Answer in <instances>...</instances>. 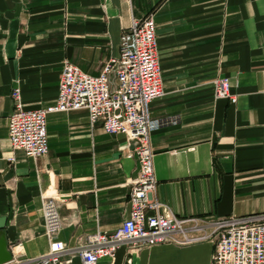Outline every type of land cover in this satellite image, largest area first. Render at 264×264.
<instances>
[{
    "label": "crops",
    "instance_id": "crops-1",
    "mask_svg": "<svg viewBox=\"0 0 264 264\" xmlns=\"http://www.w3.org/2000/svg\"><path fill=\"white\" fill-rule=\"evenodd\" d=\"M154 14L165 93L151 102L157 195L180 215L213 219L264 211V0H0V229L13 260L49 249L43 194L56 191L64 224L58 238L118 227L130 214L138 173L125 133H109L87 109L50 112L49 151L13 148L12 90L24 106L56 101L66 59L98 74L120 53L122 31ZM227 75L236 102L216 97ZM10 156L15 159L11 160ZM215 242L122 245L96 264H211ZM69 264H85L73 254Z\"/></svg>",
    "mask_w": 264,
    "mask_h": 264
},
{
    "label": "built area",
    "instance_id": "built-area-1",
    "mask_svg": "<svg viewBox=\"0 0 264 264\" xmlns=\"http://www.w3.org/2000/svg\"><path fill=\"white\" fill-rule=\"evenodd\" d=\"M156 27L152 12L134 18L121 33L120 53L106 60L98 74L66 59L58 96L48 106L25 107L20 86L13 88L15 108L9 116L13 148L22 149L33 158L46 155L48 114L84 108L88 110L91 126L100 120L105 131L126 134L127 156L135 157L138 163L137 176L129 189V216L114 230L86 234L74 248L58 238L64 224L59 194L55 190L44 193L42 211L49 249L17 259L18 263L69 264L73 262L72 255L78 254L83 263L96 264L102 257L114 258L122 245L139 250L156 244L184 245L211 239L215 242L211 264H264V211L206 219L180 215L157 195L151 133L155 125L169 120L154 118L151 113V102L165 93ZM213 84L216 97L237 101L229 76H218Z\"/></svg>",
    "mask_w": 264,
    "mask_h": 264
},
{
    "label": "water",
    "instance_id": "water-1",
    "mask_svg": "<svg viewBox=\"0 0 264 264\" xmlns=\"http://www.w3.org/2000/svg\"><path fill=\"white\" fill-rule=\"evenodd\" d=\"M7 216H0V229L6 225ZM13 259V252L5 238V235L0 234V264H5Z\"/></svg>",
    "mask_w": 264,
    "mask_h": 264
}]
</instances>
